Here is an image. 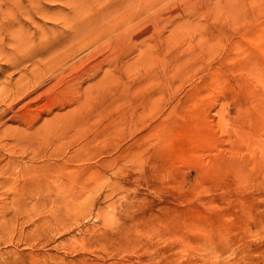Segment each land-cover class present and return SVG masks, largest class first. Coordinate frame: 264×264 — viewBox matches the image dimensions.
I'll use <instances>...</instances> for the list:
<instances>
[{
  "label": "rangeland",
  "instance_id": "1",
  "mask_svg": "<svg viewBox=\"0 0 264 264\" xmlns=\"http://www.w3.org/2000/svg\"><path fill=\"white\" fill-rule=\"evenodd\" d=\"M56 1L16 23L36 46L50 38L42 53L16 50L0 26V216L3 201L14 205L20 168L8 162V131L81 96L78 132L61 134L60 264H264V0H134L122 9L125 28L89 47L84 35L68 37L70 1ZM113 2L93 4L104 24ZM61 55L73 64L67 89L47 71ZM101 66L115 72L106 87L95 84ZM33 73L40 84L19 86ZM27 218L3 217L1 239Z\"/></svg>",
  "mask_w": 264,
  "mask_h": 264
},
{
  "label": "bare ground",
  "instance_id": "2",
  "mask_svg": "<svg viewBox=\"0 0 264 264\" xmlns=\"http://www.w3.org/2000/svg\"><path fill=\"white\" fill-rule=\"evenodd\" d=\"M5 1H7V6L5 8V10H6L5 14L7 16L3 20L4 22L1 21L2 23L0 24V26L1 25L3 26V28L6 31V34H8V36H9L8 38H13L15 40V43L17 45H13V46L16 47V50L19 48H21L23 50H27L33 46L34 47V53L33 54L42 53L45 49H47L46 47L50 46V44L52 43L51 42L49 45H47L50 38H48V37L41 38L42 36L40 35L41 41L39 42V46H36L34 44V42L28 40V36H27V39L23 38V35L20 34V31H19L20 27H17L19 25L16 26V23L20 22L21 15L25 12L31 13V11L34 10L35 13H38V14L43 13V11L46 7L43 4L44 0H29V3H25L23 0H5ZM48 1H50V3L51 2L53 3L56 0H48ZM58 1L60 2V0H58ZM58 1H56V2H58ZM61 1H63V0H61ZM69 1H70L69 5L65 1H63V3L65 5L67 4L68 6H70L68 11L64 12V14H63L65 21H66L65 24L71 30L69 32L70 35L68 33L67 34H68V37H70V38H74L73 32H75L76 34H79V35H84L85 36V42L83 44L81 43L82 45L80 44V47H82V46L89 47L93 43L99 42L100 40L106 38V35L108 33L114 31L115 29H120L119 26H123L121 24H122L123 18H124V15H122V13H123L122 9L124 7L134 8V4H135L133 2L134 0H114L113 4L116 6L112 11V15L110 16L109 20L104 24V21H105L104 13H102V11L99 9L93 10V4H99L100 2L103 3V0H69ZM0 3H3V2L0 0ZM9 3L12 4L13 6H16L21 11L16 13V9H15L14 14H10L9 12H7V11H9V8H8ZM49 6H51V4H49ZM61 9L65 10L64 7ZM124 10L126 13L127 9H124ZM1 13H4V10H3L2 5L0 4V16H1ZM79 18H80V20H79ZM24 22L26 23L29 21L27 20ZM24 22H22V26L27 24V23L25 24ZM111 23H113V24H111ZM125 26H126V24H125ZM125 26H123V27L125 28ZM35 27H37V26L35 25ZM123 27H122V29H123ZM0 28L2 29V27H0ZM36 30H37V28H36ZM119 31L120 30H118V32ZM36 33H32V36L35 38L37 37ZM115 33L116 32H114V35H117ZM0 34H1V32H0ZM107 37H110V36L108 35ZM38 41H39V39H38ZM77 47H78V45H77ZM16 50L14 51V54L19 53ZM91 53L92 52H89L88 54L90 55ZM67 54L65 53V55H67ZM62 55H61V57L64 59H60L58 56V58L52 57L53 59L48 61V63L46 65L48 66L49 69H47V71L49 72V74L51 71L52 75L50 76L48 74V72L45 73V75L48 74L50 76L49 79L54 80V85L56 87H57V85L61 86L64 82H66L67 85H65V86L63 85L62 88L64 87L65 89H67V87H69L68 85H70V86L72 85L71 84L72 79H71V76H69L71 74H68V72H67L65 75L64 70L72 68L73 64L69 65L66 62V57L69 56V54L67 56H64V57ZM86 55H87V53H86ZM18 60H20V58H18ZM73 62H75V61H73ZM86 62L91 67V64L89 63L90 61L86 60L85 63ZM70 64H71V62H70ZM123 65L124 64H120L121 67ZM54 67H56L58 70H56ZM90 67L88 66V68H90ZM44 69H46V67ZM44 69H42L43 74H44V71H43ZM54 69L58 72H55ZM76 69H77V67H76ZM99 70H100L99 73L101 74V76L99 75L100 78L95 83V84H97V86L99 84H102L103 87H106L115 81V79H114V78H116L115 72L112 70V68L110 66H101ZM40 75H41V73H40ZM40 75H39V73L38 74L33 73V75L31 74V78L27 79V82L23 80L19 84V86L23 85L22 86L23 88H24V86H27V88H28V87H30L29 86V84H30V85H32L31 87H34V86L36 87L35 84H40V79H41ZM75 76L76 75H74V77ZM26 77H28V76H26ZM67 77H69V78H67ZM74 77L72 76V78H74ZM23 79H24V77H23ZM46 79H48V77ZM38 80H39V82H38ZM15 85L18 87L17 84H15ZM15 85H13L14 89L16 88ZM11 88L13 89V87H11ZM89 88L90 87H88L85 90V92L88 91ZM8 89L10 90V88H8ZM30 89H28V90L22 89L21 91H17V93H20V94L22 93L25 96L27 93L26 91L29 92ZM9 90H8V92H9ZM32 90H34V89H32ZM48 90H51V88H49ZM55 90H56V88H55ZM10 91H12V90H10ZM69 92L71 93V91H69ZM43 93H46V92H43ZM49 93H51V92H49ZM90 93L88 94V92H87V95L84 98H86V99H87V97L89 98ZM20 94H18V96H20ZM10 95L8 94L7 96H10ZM16 96H17V94L15 95V97ZM66 96H68V95L66 94ZM75 96H76V94H75ZM26 97H27V95H26ZM58 97H60V96H58ZM76 98L77 99L72 100L69 97V99L72 100V103L73 102L75 103V106L71 105L72 108H70L69 110H67L63 113L62 112L58 113V111H57V113L55 115L53 114L54 115L53 117H51L52 115L49 116L51 118H43V116L41 117V115H42V113H41V114H38L36 116V118L33 117V119H29V120L27 119V120L21 121L20 126H17L15 129L13 128L12 131L11 130L8 131L10 129L8 127L9 129L7 130L8 131L7 135H9V132H10V137L12 139V140H10V141H12L11 151H12V154L16 155V157H14V158L12 157L13 159H11L8 156L9 157L8 162H12L14 159H17L16 161H13L14 163L12 162L11 164L16 165V167H18V168L20 166V168H19V172H18L19 176H18L17 180H15V182L17 181L16 182L17 185L15 184L16 185V188H15L16 191L13 192L14 194H12L13 195L12 201H13L14 205L11 203L3 201L5 203L4 206L7 208L3 209V211H1L3 213L0 216V226L3 224V221H2L3 217H5L9 213H11L12 216L15 217L16 222L19 221L20 218H24L23 220H25L27 217L28 218L30 217V220L27 218L30 221L29 222L30 224L28 222H26V223H28V225H26V223L23 225H22V223L19 224L21 222V220H20V222H18V224L21 226H19L16 223V225H18V226L15 229H18V230L13 231V233H11V235L9 233V235H10L9 240L1 239L2 236H0V241L2 243L3 242L8 243V241H11L10 244H12L11 246L9 245V247L0 246V264H60L59 252H58V240H57L58 238L56 236V233H57L58 226H59V217H58L59 198L61 197L62 188H63L62 173H61V169H62L61 168V161L62 160H61V156H60L61 151L63 150L61 148V146L63 144L61 143V139H62V136H65L62 133H67V134L71 133L72 134L76 130L78 132V125H77L78 124V120H77L78 118L75 116H76V114H78L79 116L81 115L79 113V111H81V108L85 104H84L83 97L79 96ZM59 100H60V98H59ZM62 100H63V98H62ZM13 101H14V98H13ZM66 101H68V99ZM62 102L64 103V100ZM86 102L88 103L90 101H86ZM50 104H52L51 101H50ZM52 106H54V104H52ZM43 107H45V106H43ZM28 108H30V107H28ZM61 109H62V107H61ZM4 110H8V109H4ZM45 111H46V109H45ZM50 112H52V111H50ZM61 134H62V136H61ZM67 143H68V141H67ZM74 144H75V140L72 141V139H71V141L66 145L68 148H69V146L71 148ZM19 162H20V165L18 166L16 163L19 164ZM16 171H18V170H16ZM14 178H15V176H14ZM15 185H14V187H15ZM32 213H34L33 216H31ZM34 216H36V217H34ZM0 232H3V231H0Z\"/></svg>",
  "mask_w": 264,
  "mask_h": 264
}]
</instances>
